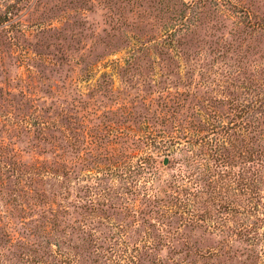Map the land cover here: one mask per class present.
Masks as SVG:
<instances>
[{
  "label": "rangeland",
  "instance_id": "rangeland-1",
  "mask_svg": "<svg viewBox=\"0 0 264 264\" xmlns=\"http://www.w3.org/2000/svg\"><path fill=\"white\" fill-rule=\"evenodd\" d=\"M261 100L264 0H0V264H264Z\"/></svg>",
  "mask_w": 264,
  "mask_h": 264
},
{
  "label": "trees",
  "instance_id": "trees-1",
  "mask_svg": "<svg viewBox=\"0 0 264 264\" xmlns=\"http://www.w3.org/2000/svg\"><path fill=\"white\" fill-rule=\"evenodd\" d=\"M259 103H260V109H262V108L264 107V100L259 101ZM258 109H259V107H258ZM261 116H262V119H263V121H264V110L261 112ZM221 125H222V124H221ZM226 128H227V127H225V125H223L222 127L218 125V128L215 127V126H213V127L211 128V130H212V133H213V134H216V133H218V131L224 130V129H226ZM263 129H264V124H263Z\"/></svg>",
  "mask_w": 264,
  "mask_h": 264
}]
</instances>
